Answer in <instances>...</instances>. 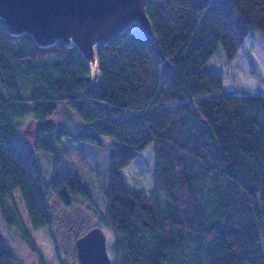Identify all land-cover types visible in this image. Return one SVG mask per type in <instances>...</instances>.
I'll return each instance as SVG.
<instances>
[{
  "label": "trees",
  "instance_id": "1",
  "mask_svg": "<svg viewBox=\"0 0 264 264\" xmlns=\"http://www.w3.org/2000/svg\"><path fill=\"white\" fill-rule=\"evenodd\" d=\"M145 9L155 39L132 24L100 45L97 80L75 47L40 48L0 18V264H18L2 231L21 227L13 193L33 230L51 228L50 194L62 206L90 199L76 174L60 173L58 149L73 144L85 161L100 136L115 141L94 210L114 234L113 264H264V95L227 93L203 67L218 45L231 61L250 33L264 37V0ZM64 107L83 128L58 126ZM148 145L149 195L120 174ZM39 152L51 155L48 178Z\"/></svg>",
  "mask_w": 264,
  "mask_h": 264
},
{
  "label": "rangeland",
  "instance_id": "2",
  "mask_svg": "<svg viewBox=\"0 0 264 264\" xmlns=\"http://www.w3.org/2000/svg\"><path fill=\"white\" fill-rule=\"evenodd\" d=\"M203 67L214 71L222 76L223 91L232 94H257L264 95V37L257 31L250 33L236 56L231 61L227 60L221 45H218L214 53L206 60ZM59 127L70 119V127L73 129L83 128L77 113L64 107L59 115L55 116ZM115 145L114 139L100 136L99 145H88L85 161H77L74 145L65 144L61 150L58 149V164L62 175L70 169L76 174L90 199L77 196L72 205L79 207L80 211L88 212L90 220L83 227L86 230L90 225L101 226L106 234V248L110 257L111 245L114 241L113 232L99 224L98 215L94 210H102L105 204L103 189L105 186V175L108 166L109 149ZM40 164L43 175L48 178L51 174V155L39 152ZM154 166L153 149L151 145L146 146L141 153L128 165L120 170L125 183L134 190H141L150 194L153 186L151 169ZM13 201L16 206L21 227L6 228L2 226L4 237L13 250L18 264H75L71 256H67L61 248V239L57 234L54 224L51 228L33 230L30 226L26 209L21 197L14 192ZM50 204L55 215L60 214L62 205L50 194ZM55 220V219H54ZM59 229L62 228L58 227ZM32 239L28 244L23 239V231ZM83 230V231H84Z\"/></svg>",
  "mask_w": 264,
  "mask_h": 264
},
{
  "label": "water",
  "instance_id": "3",
  "mask_svg": "<svg viewBox=\"0 0 264 264\" xmlns=\"http://www.w3.org/2000/svg\"><path fill=\"white\" fill-rule=\"evenodd\" d=\"M146 0H0V18L12 36L28 35L40 48L62 43L75 47L88 65L89 79L99 78L97 49L132 24L155 39ZM80 264H113L100 226L76 240Z\"/></svg>",
  "mask_w": 264,
  "mask_h": 264
},
{
  "label": "flooded vegetation",
  "instance_id": "4",
  "mask_svg": "<svg viewBox=\"0 0 264 264\" xmlns=\"http://www.w3.org/2000/svg\"><path fill=\"white\" fill-rule=\"evenodd\" d=\"M79 211V207L72 204H70V206H62L61 213L55 215V220L53 222L57 234L61 239L60 245L62 250L67 256H71L72 261L75 264H80L76 240L85 234L90 228L97 226L96 224H92L84 230L83 227L90 220L91 215L88 212L79 213ZM59 225L62 228L59 229Z\"/></svg>",
  "mask_w": 264,
  "mask_h": 264
}]
</instances>
